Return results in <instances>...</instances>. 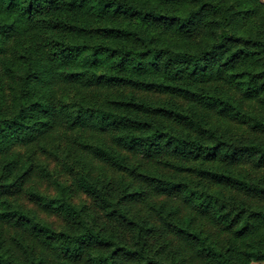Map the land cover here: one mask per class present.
Listing matches in <instances>:
<instances>
[{
    "label": "trees",
    "instance_id": "trees-1",
    "mask_svg": "<svg viewBox=\"0 0 264 264\" xmlns=\"http://www.w3.org/2000/svg\"><path fill=\"white\" fill-rule=\"evenodd\" d=\"M193 105L264 135L262 0H0V264L264 261V174L234 170H264V141ZM96 159L121 176L93 177ZM143 185L191 206L225 242L148 200L181 244L150 243L156 225L131 207L145 201Z\"/></svg>",
    "mask_w": 264,
    "mask_h": 264
},
{
    "label": "rangeland",
    "instance_id": "rangeland-1",
    "mask_svg": "<svg viewBox=\"0 0 264 264\" xmlns=\"http://www.w3.org/2000/svg\"><path fill=\"white\" fill-rule=\"evenodd\" d=\"M262 2H264V0H262ZM123 92L124 93L132 92L137 97H145L146 99H148L150 101L170 100V101L176 102L177 104H179L183 107L189 105L188 102H186V101H183L179 98L166 96V95H157V94H152V93L139 92V91H133L130 89H124ZM192 108L194 110H196L199 115L204 116L206 118V120L210 123H213L215 125H221V127H224L225 125H227V127L232 131V133L234 135H243L244 138H254L256 140L264 141V135L253 133L243 125L236 124V123L229 121V120L221 119L209 110L200 109L197 105H193ZM65 142H66L65 139L62 138V141H61L62 145ZM126 156H127V159L130 163H140L141 167H143L145 169L157 170V171L162 172V173H169L168 171L161 168L156 163L143 161L141 159V157L137 154L126 153ZM88 158H91V157L88 156ZM42 160H44L48 163L50 170L58 171L59 168L57 166V163H55L52 159H49L47 157L44 158V156H43ZM92 162H93V174H92L93 177H96V176L101 174L102 176H105L106 178L110 177L112 180L115 181V179H117L118 177L121 176V174H119L118 172L113 170L107 164H105V163H103L97 159L92 161ZM234 170L239 171V172H248L251 176H260V175L264 174V170H255L249 164L239 165L237 167H234ZM62 178L67 180L68 182H70V179H68V177L66 175H62ZM33 180H34L35 184L39 187L40 190L50 189L49 185L45 181L40 179L39 177H37ZM126 180H128L127 176H126ZM204 184L209 186L210 188H216L215 186H212L209 182H204ZM142 187L145 188V185H143ZM145 189L148 192V194L146 195L145 201L139 202V203H133L131 207L134 211L138 212L139 214L147 215L150 218V220L156 225L157 231L154 235H152L150 237V239H149L150 243L157 244V243H161L164 241H168L172 247L180 246V244H181L180 240L178 238H176L175 236H173L169 232H165L162 229V227L159 225V223L156 221V219L153 217V215L150 213V211L146 207V201H148V200L152 201V202H156V203L166 202L170 206L178 207L179 208V215L178 216L180 218H192L194 221V225L196 227L200 228L203 231V233L209 235L210 238L218 241L220 244L225 242V240L228 236V233L222 231L218 225L211 222L208 218L204 217L203 215H200L191 206H188V205L181 203V201L179 200L178 197L173 198V199H169V198H165L164 196H161L159 194H156V193L150 191V189L147 187ZM222 189L227 194L234 195L238 198H243L240 194L231 192L225 188H222ZM74 196H75L76 201L85 202L88 206H91V203L89 202V200L80 192L75 191ZM247 201H249V199H247ZM94 213L101 220V215L97 214L96 212H94ZM47 220L56 226H59L61 224V222L58 219L53 218V217L47 218ZM187 257H188L189 264H200L199 262L194 260L193 255L188 254ZM251 264H264V261L252 262Z\"/></svg>",
    "mask_w": 264,
    "mask_h": 264
}]
</instances>
